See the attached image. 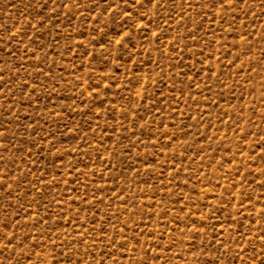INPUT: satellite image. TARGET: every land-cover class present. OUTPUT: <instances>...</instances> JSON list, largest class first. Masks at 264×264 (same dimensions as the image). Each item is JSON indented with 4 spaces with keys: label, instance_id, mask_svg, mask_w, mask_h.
Masks as SVG:
<instances>
[{
    "label": "rangeland",
    "instance_id": "rangeland-1",
    "mask_svg": "<svg viewBox=\"0 0 264 264\" xmlns=\"http://www.w3.org/2000/svg\"><path fill=\"white\" fill-rule=\"evenodd\" d=\"M0 264H264V0H0Z\"/></svg>",
    "mask_w": 264,
    "mask_h": 264
}]
</instances>
